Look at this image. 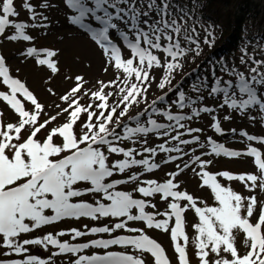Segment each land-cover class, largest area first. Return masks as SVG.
Listing matches in <instances>:
<instances>
[{
	"label": "snow or ice",
	"instance_id": "1",
	"mask_svg": "<svg viewBox=\"0 0 264 264\" xmlns=\"http://www.w3.org/2000/svg\"><path fill=\"white\" fill-rule=\"evenodd\" d=\"M21 7L31 21L49 20L37 9L60 13L94 43L103 72L111 70L112 77L87 80L69 73L63 93L47 88L62 103L47 105L10 74L0 55V82L8 89L0 91V100L16 115L14 122H0V248L5 256L21 257L0 264H54L61 257L67 264H171L147 230L170 234L178 264H190L188 226L195 232L199 264H264V46L259 58L256 47L249 54L245 46L238 63L214 61L191 85L190 95L173 80L186 60L195 61L204 45L214 43L216 25L197 15L203 3L23 0ZM19 15L14 0H0V38L30 42L34 37L26 29L48 26L19 21ZM21 55L46 66L49 83L60 73L58 50L30 46ZM169 93L176 98L168 99ZM201 120L214 134L223 135V124L238 120L259 125L262 134L241 130L246 148L233 150L205 136L204 127L192 126ZM153 136L163 142L153 146ZM215 157L252 158L257 171L212 172L208 166ZM162 166H174L163 182L143 178ZM186 171L199 177L201 189H210L214 206L181 190L179 177ZM219 178L240 182L247 194ZM157 197L165 211H147L157 208ZM189 211L198 218L190 225ZM82 218L111 223L44 232L46 226ZM97 234L109 238L60 239ZM30 246L50 255L29 254ZM89 249L97 251L84 254Z\"/></svg>",
	"mask_w": 264,
	"mask_h": 264
},
{
	"label": "rangeland",
	"instance_id": "2",
	"mask_svg": "<svg viewBox=\"0 0 264 264\" xmlns=\"http://www.w3.org/2000/svg\"><path fill=\"white\" fill-rule=\"evenodd\" d=\"M23 0H14V5L17 10L20 12L18 17L19 21L28 22L29 24H47V27H29L26 29V33L30 34L34 37L33 41L24 42V41H14L8 42L2 38H0V55H3L6 58V63L10 68V74L15 78H19L22 82L26 84L30 91L34 93L40 100V102L45 103L47 105H51L53 102L59 104L62 103L59 101L58 96H51L47 92L48 87H53L58 94L63 93L69 86L70 82L65 79V77L71 73L73 75L80 74L85 77L87 80H93L94 78H102L104 80H108L112 77L111 70L106 74L102 70L103 61L101 59L100 53L97 50L94 43H92L89 38L82 33V31L75 30V26H72L65 22L64 17L58 12H47L42 9H37V11L43 12L44 15L49 17L48 21H44L42 19H38L37 21L29 20V13L26 10H23L22 5ZM34 5L39 2V0H30ZM189 2V6H191V0H187ZM250 9L249 17L244 22L245 26V41L238 43V47L233 52L229 53L227 56H224L221 50H218L217 56L214 61L224 59L229 64L238 63L239 57L241 55V48L247 46V50L249 54H253L251 48L253 45L256 47L255 55L259 58L260 54V46H264V43L261 45H256L253 43H257L259 40L255 39L253 42L249 41L247 37H253L258 33L264 31V0H251L249 2L244 3ZM198 10V9H197ZM12 30H9V34ZM36 47L38 50L43 48H50L54 50H58L59 52V68L60 73L56 75L53 80L49 83L48 75L49 71L46 69V66H38L35 64V58L29 57L25 59L24 56L21 55L22 51H26L27 47ZM225 53V52H224ZM223 54V55H222ZM41 57H43V53H41ZM97 58V59H96ZM213 63V62H211ZM210 63V64H211ZM208 64V66L210 65ZM186 69H183V73ZM182 72H178L175 76L180 75ZM196 81V80H195ZM194 82L188 80V82L184 83V89H191V85ZM0 91H8L7 87L0 82ZM158 93V90H157ZM153 93V95L157 94ZM188 94L192 95L191 90H187ZM23 101V97H19ZM175 93H169L168 99H175ZM26 106H28L27 101H23ZM48 111H52V109H48ZM0 112L3 113L0 116V122L4 124L8 122H14L16 120V115L14 112L6 106L5 102L0 100ZM142 119H146L143 117ZM160 122H164L161 120ZM193 127H204L205 136H212L213 139H216L219 143H224L226 147L243 151L246 148V144L243 141L244 138L240 137L239 132L241 130H246L250 134H262L261 127L259 125H246L244 122L236 121L235 123L225 122L223 127L225 129L223 135L214 134L213 131L208 128L205 124V121L201 120L192 125ZM232 127L237 128V132L233 134L230 129ZM152 144L155 146L156 143L163 142L157 137H152ZM253 146L259 147L256 142H252ZM139 147V145H137ZM210 151V149H209ZM264 152V149H261ZM199 154V152L197 153ZM164 155L163 153L160 154ZM139 158V157H137ZM208 169L212 172H218L222 170H227L235 174L239 173H247V172H256L254 161L252 158L244 157V158H226V157H215L214 163L208 166ZM174 170L173 167L162 166L161 169L155 170L154 173H145L144 177L158 179L163 182L164 179L167 178L166 173L168 171ZM183 184L181 186V190H187L189 193L193 194L196 197L206 200L209 205L214 206L215 201L211 197L210 189L204 188L201 189L199 187V177H196L191 171H186V175H182L179 177ZM225 186H231L234 190L238 192H243L247 194L248 190L243 187V185L238 181L228 182L223 180V178H219ZM127 190H131L128 188ZM135 195V194H134ZM264 195V194H262ZM153 199V198H148ZM155 202L157 203V208H147V211L152 212H164L166 209V205L163 201L159 200V198H155ZM202 206V205H201ZM157 219L162 217L157 216ZM198 218L194 217V213L189 211L187 213V221L189 225ZM105 223H111L110 220L102 218L99 221H92L87 218H82L77 221L74 219L65 220L55 224L54 226H46L44 232L48 231H59L61 229H68L72 227L79 228L80 230H85L84 225H88V227L93 226H104ZM132 223V222H129ZM139 223V222H136ZM170 223H172L170 221ZM148 234L156 239L161 245L165 248L167 256L170 258L171 264H178V260L176 258V254L174 252V248L172 246V242L170 240V234L164 233L160 230H147ZM187 234L189 236V242L187 246L188 255L190 258V264H199L198 258L195 256V247L193 244L194 239V229L190 226L186 228ZM118 234H127L123 233L121 230H117ZM109 238L108 234H98L96 236L90 237H81L77 238L76 241H72L70 236H64L60 239L69 240V242H86L87 239L93 238ZM183 243V241H180ZM110 250H121L119 246H112ZM5 249L0 248V261L8 260L12 258H21L16 256L15 254L11 256L3 255ZM97 251L96 249L85 250L84 254H91L92 252ZM102 251V250H99ZM34 255H39L41 258H47L50 253L43 250L39 246H30V253ZM54 264H67V257L56 258Z\"/></svg>",
	"mask_w": 264,
	"mask_h": 264
},
{
	"label": "trees",
	"instance_id": "3",
	"mask_svg": "<svg viewBox=\"0 0 264 264\" xmlns=\"http://www.w3.org/2000/svg\"><path fill=\"white\" fill-rule=\"evenodd\" d=\"M249 1L251 0H197L198 3L204 4L202 9L198 8L197 15L202 14L201 19L205 24L213 23L216 25L215 40L211 47L203 46V51L196 57L195 61L190 58L185 61V72L180 73L173 84L183 77L186 80L195 82L200 74L209 70L207 64L214 62L217 56V48L222 49L220 52L225 51L223 54H228V52H233L237 49L238 43L245 41L244 34L246 29L244 22L249 17L250 9L244 3ZM197 27L199 28L200 26L197 25ZM201 36H203V32H201ZM247 39L251 42L258 39L259 41L253 44L261 45L264 43V33L247 37ZM253 47L254 45L251 48ZM193 69H196V71H193ZM180 85L184 88L183 83Z\"/></svg>",
	"mask_w": 264,
	"mask_h": 264
},
{
	"label": "bare ground",
	"instance_id": "4",
	"mask_svg": "<svg viewBox=\"0 0 264 264\" xmlns=\"http://www.w3.org/2000/svg\"><path fill=\"white\" fill-rule=\"evenodd\" d=\"M97 59V58H96Z\"/></svg>",
	"mask_w": 264,
	"mask_h": 264
}]
</instances>
